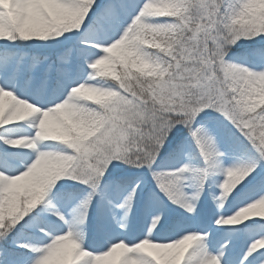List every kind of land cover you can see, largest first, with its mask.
Listing matches in <instances>:
<instances>
[{
	"label": "snow or ice",
	"instance_id": "snow-or-ice-1",
	"mask_svg": "<svg viewBox=\"0 0 264 264\" xmlns=\"http://www.w3.org/2000/svg\"><path fill=\"white\" fill-rule=\"evenodd\" d=\"M259 205L264 0H0V264H264Z\"/></svg>",
	"mask_w": 264,
	"mask_h": 264
},
{
	"label": "rangeland",
	"instance_id": "rangeland-1",
	"mask_svg": "<svg viewBox=\"0 0 264 264\" xmlns=\"http://www.w3.org/2000/svg\"><path fill=\"white\" fill-rule=\"evenodd\" d=\"M212 208H213V210H215L216 215H220L222 213V210L215 209V205H213ZM211 216H212V211L209 212L208 217H206L203 222H200V221L194 222V226L204 227V228H208L210 230L215 229L216 225L212 221ZM228 227H233V226H228Z\"/></svg>",
	"mask_w": 264,
	"mask_h": 264
},
{
	"label": "clouds",
	"instance_id": "clouds-1",
	"mask_svg": "<svg viewBox=\"0 0 264 264\" xmlns=\"http://www.w3.org/2000/svg\"><path fill=\"white\" fill-rule=\"evenodd\" d=\"M252 211L264 213V205H259L256 208H254Z\"/></svg>",
	"mask_w": 264,
	"mask_h": 264
}]
</instances>
